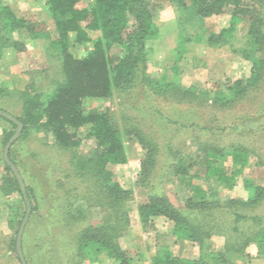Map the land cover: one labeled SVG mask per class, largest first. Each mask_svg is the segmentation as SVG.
<instances>
[{
	"label": "trees",
	"instance_id": "16d2710c",
	"mask_svg": "<svg viewBox=\"0 0 264 264\" xmlns=\"http://www.w3.org/2000/svg\"><path fill=\"white\" fill-rule=\"evenodd\" d=\"M83 1L45 0L53 23L50 34L0 0V62L6 55L23 53V41L44 40L60 64L58 78L40 91L32 80L17 73L8 77L9 85L0 86V111L23 127L9 149V160L13 163L12 147L17 141L31 131L43 132L60 151L69 153L74 177L84 185L80 191L76 185L66 190L65 200L56 207L60 233L52 238H58L61 247L56 252L67 251V264H145L144 253L120 245L130 227L128 203L133 190L122 187L109 169L127 162L126 142L134 141L143 151L134 185L145 197L137 206L142 230L151 231L156 220H165L172 226L175 244L186 243L198 250L197 257L188 259L174 256L168 245H157L149 264H250L264 259V214L255 213L264 205V186L245 175L254 156L248 147L221 146L210 140L199 143L194 151L169 146L162 171L158 169L159 145L136 119L123 117L119 125L108 108L86 107L90 102L110 100L115 92L134 89L147 99L220 111L241 102L264 83V0H166L176 17V47L172 75L165 73L158 79L148 74L149 46L159 37L150 0H90L81 7ZM226 14L229 24L218 33L205 26L207 19ZM190 45L229 47L250 64L248 76L214 90L183 86L179 63ZM76 50L83 51L78 54ZM7 98L17 99L18 115L4 108ZM0 121L10 127L3 129L4 149L17 126L2 117ZM257 132L264 133V126ZM87 146L86 153H79ZM3 165V194L16 192L22 197L11 170ZM207 181L227 191L241 181L247 197L221 200L205 187ZM176 183L184 196L181 208L163 191L165 184ZM25 189L32 216L35 205L30 190ZM9 210V228L17 232L20 206L12 204ZM94 216L99 217L96 224L90 222ZM214 236L224 238L219 250L212 245ZM251 245L256 248L254 258L247 252Z\"/></svg>",
	"mask_w": 264,
	"mask_h": 264
},
{
	"label": "rangeland",
	"instance_id": "374dc122",
	"mask_svg": "<svg viewBox=\"0 0 264 264\" xmlns=\"http://www.w3.org/2000/svg\"><path fill=\"white\" fill-rule=\"evenodd\" d=\"M2 1L15 6L28 22L40 24L46 31L53 34V23L45 8V0ZM90 2V0H84L80 6H88ZM150 2L157 17L159 37L149 46L148 74L158 79L165 73L172 75L177 23L175 14L166 0H150ZM229 20L230 17L226 14L207 19L205 26L211 32L218 33L228 26ZM93 36L95 37L96 34ZM23 43L26 47L23 53L6 55L0 62V86L3 82L8 83V77L11 74L17 73L32 80L37 90L40 91L52 80L58 78L60 64L54 51L47 48V41L25 40ZM82 51L76 50L75 52L80 54ZM249 69L250 64L234 54L227 46L212 49L201 45H190L179 63L178 75L180 83L185 87L193 86L197 90H214L216 87L224 88L237 79L246 78ZM16 101L15 98H7L3 101L4 108H8L15 116L19 114V105ZM86 107L88 109L108 108L119 125H122L123 117L136 119L143 130L158 143L161 152L158 169L162 171L167 157L166 150L169 146L194 151L199 143L206 140L221 146L230 144L246 146L254 156L251 158L245 175L256 184L264 186V133H256L257 128L264 126V83L249 92L241 102L223 111L208 109V107L178 105L162 98L147 99L137 89L124 94L115 92L110 100L90 102L86 104ZM0 124L2 130L10 129L5 122L0 121ZM3 150L1 139L0 264H21L15 249L19 227L17 232L9 228V207L12 204L20 206L19 220L22 223L29 203L28 206L26 203L23 204V196L21 197L16 192L8 196L3 194L1 188L5 177ZM88 150V146L83 147L79 153L84 154ZM126 152L127 162L125 164L109 168L114 179L122 187L133 190L132 200L128 203L130 227L120 239L122 248L131 252L138 250L148 258L154 254L157 245H168L174 256L188 259L197 257L196 247H191L186 243H174L170 236L172 226L165 220H156L155 228L151 231L142 230L137 216V206L144 201L145 197L143 191L135 188L134 185L143 151L134 141H128ZM11 158L13 163L10 162L19 172L25 188L30 190L28 195L31 196L30 200L35 205L32 216L29 212L22 235L24 245L21 248L26 264H67V251L65 252L64 249L59 255L56 252V249L60 247L58 238L57 240L52 238L54 234L58 236L60 233V225L54 218L59 212L56 207L62 203V200H65L63 198H65L66 190H71L75 185L79 187V191L84 187L74 177L69 162V153L60 151L51 136L43 132L31 131L26 139H21L14 144ZM205 187L215 192L221 200L247 197L241 181L232 191L218 187L211 181H207ZM163 191L175 207H182L181 200L184 196L177 183L165 184ZM25 195L27 198V193ZM23 212L25 213L22 217ZM255 213L264 214V205ZM98 218L94 216L90 222L96 224L99 221ZM49 222L52 224L48 225ZM86 224L87 222H84L82 226ZM211 241L213 247L218 250L224 244V238L221 236H214ZM247 252L254 258L256 256L255 246H249ZM104 264H110V262L106 261ZM145 264L148 262L146 261ZM250 264H264V259H254Z\"/></svg>",
	"mask_w": 264,
	"mask_h": 264
},
{
	"label": "water",
	"instance_id": "95a60500",
	"mask_svg": "<svg viewBox=\"0 0 264 264\" xmlns=\"http://www.w3.org/2000/svg\"><path fill=\"white\" fill-rule=\"evenodd\" d=\"M0 117L5 118L6 120H9V121L13 122L17 126L15 134L8 140V142L6 143V145L4 147L3 160H4V163L11 170L13 176L15 177V179H16V181L18 183L20 192H21V194L23 196V199H24L26 205L28 206L27 198H26V195H25L26 194V189H25V185L23 183V180H22L19 172L17 171L16 167L10 162L9 157H8L9 149H10L11 145L13 144V142H15L16 139L21 134L23 127H22V124L20 122H18L15 118H13L10 114H8L6 112L0 111ZM29 212H30L29 208H27L25 217H24V219H23V221H22V223H21V225L19 227V230H18V233H17V237H16L15 249H16V253H17L18 259H19L21 264H26V262L24 260V257H23V253H22L21 241H22V235H23V232H24L25 225H26V223L28 221Z\"/></svg>",
	"mask_w": 264,
	"mask_h": 264
},
{
	"label": "crops",
	"instance_id": "0c3cea01",
	"mask_svg": "<svg viewBox=\"0 0 264 264\" xmlns=\"http://www.w3.org/2000/svg\"><path fill=\"white\" fill-rule=\"evenodd\" d=\"M9 85V83H8ZM2 135H3V130H2V125L0 124V142H1V138H2ZM153 255V254H152ZM150 257L149 256L148 258H146V261L148 262V264L150 263ZM104 264V263H103ZM111 264V263H110Z\"/></svg>",
	"mask_w": 264,
	"mask_h": 264
}]
</instances>
